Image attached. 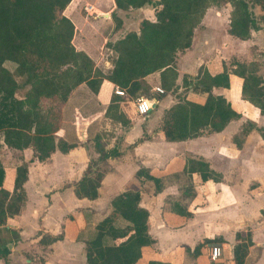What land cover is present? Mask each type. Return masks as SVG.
<instances>
[{
  "label": "crops",
  "instance_id": "0c3cea01",
  "mask_svg": "<svg viewBox=\"0 0 264 264\" xmlns=\"http://www.w3.org/2000/svg\"><path fill=\"white\" fill-rule=\"evenodd\" d=\"M230 10L229 3L221 7L209 6L205 10L193 30L191 45L177 53V78L171 90L162 94L154 91V86L161 87L158 72L139 80L137 94H148L152 101L151 109L146 115L133 114L127 126L114 122L105 114L111 97L116 95L114 89L119 87L104 79L95 101L91 103L97 108L95 112L82 109L83 86L72 92L69 101L73 107L71 118L64 120L65 128L56 132L57 136L76 143L69 151L55 150L45 160L31 161L30 148H10L0 135V162L5 168L3 186L11 190L15 167L23 162L28 165L27 180L23 184L24 203L18 214L0 222V264H85L84 240L94 225L109 212L110 200L129 187L140 190V204L149 211L148 232L154 240L140 248V257L135 264H148L149 261L162 264H236L233 246L239 241L237 233L241 235V242L247 237L251 240L247 249L237 253L239 264H264V149L258 147L264 139L256 130L246 134L239 146L233 138L244 121L260 125L258 122L264 120V115L242 98V78L230 73L228 87H213L211 90L213 94L225 97L241 115L239 119L231 120L222 131L204 132L194 138L171 142L165 140L161 129L164 110L179 99L202 104L207 96L206 92L194 86L193 81L190 86L183 85L182 75L194 77L200 68L214 75L222 71L223 63L230 69L229 63L233 59L242 63L255 60L251 49L256 44L253 40L255 33L252 32L246 40L230 35ZM63 13L74 26L73 46L85 52L103 73L112 67L114 53L109 44L128 31L137 32L144 19H155V7L151 4L123 10L116 8L114 0H71ZM257 32L264 38L262 29ZM116 96L125 98L126 93L125 96ZM133 99H130L132 104ZM97 114H101L104 123L101 124V145L106 150L115 147L121 155L94 168L102 171L97 197L80 198L75 194V183L91 164L92 156H98L95 146L92 150L89 143L94 138L89 137V126ZM111 125L115 127L109 129ZM121 127H124L123 138L117 135ZM252 138L256 141L250 146ZM156 150L165 151L161 167L150 164L153 159L150 156ZM128 153L133 157L129 158ZM188 158L208 162L211 169L220 173V178L202 181L196 172L191 174L195 195L187 209L192 215L182 219L170 209V203L179 197L177 182L172 175L181 173ZM140 166L164 176L161 191H154L152 181L135 176ZM149 181L152 187H148ZM250 184H254L251 189ZM199 186L206 187L204 192L217 198L225 195L229 202L227 216L224 217L226 223L221 227H218L217 220L223 216L211 215L210 220L214 224L207 230L201 219L203 215L192 208ZM244 189L246 193L239 192ZM204 232H216V237L205 236ZM217 237L222 241L205 243L198 257L186 250L187 247L192 250L204 238ZM212 245H219L221 249L216 259L210 257Z\"/></svg>",
  "mask_w": 264,
  "mask_h": 264
},
{
  "label": "trees",
  "instance_id": "16d2710c",
  "mask_svg": "<svg viewBox=\"0 0 264 264\" xmlns=\"http://www.w3.org/2000/svg\"><path fill=\"white\" fill-rule=\"evenodd\" d=\"M70 1L0 0V135L10 148H30L31 161L45 160L55 150L65 153L76 145L56 132L65 128L64 112H70L69 116L73 113L69 101L78 87L87 90L84 94L90 104L95 101L104 79L122 89L127 99L112 96L105 114L123 126L135 114L130 99L139 95L141 78L158 72L163 91L171 90L177 78V53L191 45L193 30L209 6L231 5L228 33L232 36L246 40L252 31H264V0H114L116 8L123 10L151 4L155 7V19H144L137 32L128 31L109 44L114 53L112 67L103 73L71 42L74 26L63 13ZM254 6L261 11L259 18L253 12ZM6 62L13 70L5 66ZM255 64L233 59L230 69L223 63L222 71L214 75L202 68L194 77L182 75L183 85L190 86L193 81L207 96L202 104L179 99L164 110L161 129L165 140L183 141L204 132H219L231 120L241 117L225 97L211 92L213 87H228L230 73L242 78V98L264 115V77L257 73ZM21 89L24 91L19 96L17 92ZM96 109L94 106L91 112ZM252 130L264 139V125L246 120L233 137L236 145ZM98 139V135L93 138L97 159L75 183L77 197L96 198L102 171L94 168L121 155L115 147L104 149ZM193 172L202 181L220 178V173L211 169L208 162L196 158H188L181 173L172 175L179 197L170 203V209L182 219L192 215L187 206L195 195ZM4 174L5 168L0 162V222L18 214L24 203L23 184L27 180L28 165L23 162L15 167L11 190L3 186ZM135 176L152 181L156 192L164 186V176L146 167L140 166ZM140 201L137 187H129L110 200L109 212L84 240L85 264H135L140 248L154 242L148 232L149 211ZM240 236L236 234L239 241L233 246L236 264H239L237 253L251 244L249 237L241 242ZM221 241L218 237L204 238L192 250L188 247L186 250L198 257L205 243ZM148 264L162 263L149 261Z\"/></svg>",
  "mask_w": 264,
  "mask_h": 264
},
{
  "label": "rangeland",
  "instance_id": "374dc122",
  "mask_svg": "<svg viewBox=\"0 0 264 264\" xmlns=\"http://www.w3.org/2000/svg\"><path fill=\"white\" fill-rule=\"evenodd\" d=\"M253 12H254L255 16L257 18H259V15L261 13L259 7L254 6L253 7ZM252 32L255 33V35L253 36V40L256 41V44H253V46L251 47L253 58L255 59L254 62L256 63L255 66H256V69H257V73L260 74L262 77H264V46H263L264 38H263V36L260 33L257 32V30L256 31H252ZM5 66L8 69L13 70V66H11L10 63L6 62ZM23 91H24V89L18 90L17 94L20 96V95L23 94ZM138 97H142L145 100H148V101L152 102L151 99L149 98L148 94H146V93L145 94H140L136 98H138ZM82 98L84 99V101H83L84 102V106L82 107V109H84V111L88 110V109L92 110L94 108V105H92V104L89 105L88 104L90 102V99H88V97L86 95H82ZM136 98H134L133 101L136 100ZM69 113L67 114V112H64V115H63V117L65 116V119H67L68 121L70 119ZM151 115H153V114L151 113ZM67 123H69V122H67ZM258 123L260 125H264V120H261ZM101 124L104 125L103 121L101 120V114H97V116L90 123V126H89V131H90V136L89 137H93V136H95V134H97L99 136L100 142H101ZM114 127L115 126H113V125L108 126L109 129L110 128L113 129ZM117 131H118L117 135H119L120 137L123 138L124 127H121ZM252 135H255V134H252ZM105 138H110V137H105ZM255 139L256 138H252V140L250 141V146H252L255 143V141H256ZM109 140H111V139H109ZM93 142L89 141V143L92 146V150H94V147H93L94 143ZM111 142H112V140H111ZM258 147L264 149V141H261L260 144H258ZM128 150L131 152V148L130 147H128ZM163 152H165V151H163ZM163 152H162V150L154 151V154H152V156H150L151 158H153V159H151L152 161L150 162V164L156 165L158 167L163 166L164 165V161L162 160V156H164ZM21 154H22V152L20 153V155ZM97 157L98 156H92V158L90 160V163L95 161V159H97ZM128 157L131 158L133 156H131L129 154ZM137 161H138V164H140V161L139 160H137ZM99 168L102 169L101 166ZM147 185H148V187H152V183L150 181H149V184H147ZM249 187H250V189L253 188L254 184H250ZM145 189L147 190V186H146ZM198 189H199V193H198V195L196 196V198L194 199V201L192 203V206H193L192 208L193 209H197L198 213L203 215L204 218H201V219H203L202 222L207 226L206 227L207 230H209V227H212V225L214 224V222L212 220H210V218H211L210 216L211 215L216 216L215 215V213H216L219 217L223 216L222 218H219V220H217L218 227L219 226L221 227L222 225H224L226 223V221H225L226 220L225 218L227 216L226 215V207L229 204V202H227L225 200V195L222 196V198H220V197L217 198L216 196H212V194H210L208 192L205 193L204 191H205L206 187H200L199 186ZM239 192L240 193H246L245 189H244V191H239ZM203 235L208 236V237H216V232H211V233H208V232L205 233L204 232ZM209 244H212V243H209ZM205 257H206V255H205Z\"/></svg>",
  "mask_w": 264,
  "mask_h": 264
},
{
  "label": "built area",
  "instance_id": "2783aa9c",
  "mask_svg": "<svg viewBox=\"0 0 264 264\" xmlns=\"http://www.w3.org/2000/svg\"><path fill=\"white\" fill-rule=\"evenodd\" d=\"M153 89L155 92L160 93V94H162L164 92L163 89L159 86H154ZM114 93L116 95L125 96L124 91L122 89H119V88H115ZM133 106H134V111L136 114L146 115L151 109V102L148 100H145L142 97H138V98H136V100L133 101ZM220 253H221V249H220L219 245H212L211 246L210 257L212 259H216L217 257H219Z\"/></svg>",
  "mask_w": 264,
  "mask_h": 264
}]
</instances>
